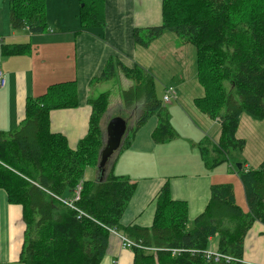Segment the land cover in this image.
I'll list each match as a JSON object with an SVG mask.
<instances>
[{"label": "trees", "instance_id": "16d2710c", "mask_svg": "<svg viewBox=\"0 0 264 264\" xmlns=\"http://www.w3.org/2000/svg\"><path fill=\"white\" fill-rule=\"evenodd\" d=\"M105 0H80L79 18L83 29L104 25ZM48 0H9L10 23L31 33L49 30ZM163 0L162 25L137 28L136 42L144 47L166 31L179 34L197 52V80L203 95L196 107L221 125V138L213 146L212 158L202 145V156L213 168L230 161L242 181L249 208L236 202L231 183L213 184L204 210L189 227L187 202L175 200L169 182L157 194L156 213L150 228L122 227L120 221L136 190L129 177L114 174L112 160L99 180H88V167L98 168L103 144L102 118L110 92L90 98L92 107L88 133L75 148L50 127L56 109L79 106L75 81L49 86L45 94L29 97L26 116L19 127L0 134V186L8 200L23 207L26 224L21 262L23 264H100L105 258L113 232L144 247L134 246V264H242L245 239L256 220L264 224V160L257 170L237 166L246 140L237 137L243 114L264 120V0ZM23 46L4 45L5 54L21 53ZM98 79L115 76L110 60ZM133 85L122 92L128 108L141 105L133 134L154 115L158 125L156 143L179 134L170 120L167 105L158 97L155 78L140 66H122ZM129 132V133H130ZM126 135L121 150L129 145ZM242 163V162H241ZM100 176V175H99ZM81 186L79 200H73ZM73 200L71 207L67 205ZM122 235V234H121ZM217 237L218 250L241 261H208L204 252ZM122 240V239H121ZM173 249H183L173 252Z\"/></svg>", "mask_w": 264, "mask_h": 264}, {"label": "crops", "instance_id": "0c3cea01", "mask_svg": "<svg viewBox=\"0 0 264 264\" xmlns=\"http://www.w3.org/2000/svg\"><path fill=\"white\" fill-rule=\"evenodd\" d=\"M162 1L105 0L104 25L83 29L79 18L80 0H48L49 30L31 33L27 28L11 26L9 0H0V68L6 72V84L0 86V134L19 127L25 119L29 97L45 94L53 84L75 81L79 106L56 109L50 114L51 130L65 135L70 147L75 148L91 124L92 107L88 100L94 98L96 87L110 80L98 79L110 60L116 68L114 77L119 75L124 84L120 89L121 97L122 92L133 85L122 66H140L153 75L160 98L166 86L177 88L180 95L177 103L181 106L173 102L167 104V110L172 125L180 127L185 122L188 127L183 132L178 130L175 139L159 144L153 139L159 120L157 115L151 116L135 133H129L132 134L129 145L112 158L114 174L129 177L136 183L134 195L120 221L122 227L150 228L153 225L157 194L166 182L172 187L171 195L175 200L187 202L191 225L211 200L213 184L231 183L234 187L236 181V202L245 212L249 211L234 165L226 161L210 168L202 156L203 145L206 152L212 150L208 155L216 158L213 146L221 138V125L194 103L195 98L203 95L197 80L196 48L172 31H166L146 47L135 40L137 28L162 25ZM4 45L23 46V51L5 54ZM182 101L191 108H186ZM187 112L200 120L208 131L192 123ZM104 126L103 117L101 128ZM263 129L264 120L242 115L237 137L246 140V147L237 155L245 170L259 169L264 160ZM252 137L256 140L253 145ZM91 167L92 176L87 178L85 173V178L96 181L99 169L90 166L86 172ZM25 230L23 207L11 203L7 191L0 186V264H23L20 259ZM118 234L124 235L121 231ZM217 239L210 240L207 250L219 251ZM244 239L242 264H264V224L256 220ZM134 257L133 250L123 246L121 238L113 233L100 264H134Z\"/></svg>", "mask_w": 264, "mask_h": 264}, {"label": "rangeland", "instance_id": "374dc122", "mask_svg": "<svg viewBox=\"0 0 264 264\" xmlns=\"http://www.w3.org/2000/svg\"><path fill=\"white\" fill-rule=\"evenodd\" d=\"M6 1H8V0H6ZM253 1L254 0H246L247 4L249 6L248 13L250 11V6L253 3ZM53 11H55V10L53 9ZM96 81L97 80H95L94 85L97 83ZM123 87H124V84H123L122 81H120L119 75H117V78L114 77V78L110 79L108 81V83H106V82L101 83L100 87H96L95 94H93L94 98H97L99 96V94H101V93H104V92L112 93V95H110V98H109V105H108V107L106 109V112H105V114L103 116L105 118V126L102 129L104 137H102L103 144H102V146L100 148V151H99L98 160L100 159V153H101L102 149L106 145L107 125H108L109 121L113 117L122 116V117H124L127 120L128 130H129L128 133L130 132L131 129H133L135 127V124H136V121H137V118H138V115H139V110L141 108V105L140 104L134 105L132 108L126 107V105H125V103L123 101V98L120 95V89H122ZM158 97H161V92L158 93ZM182 103L185 105V103L183 101H182ZM174 104H176L177 106H181V103L175 102ZM185 106H186V108H191L189 105H185ZM186 108H185V111H187ZM132 115H135V117L132 116ZM188 115H189L190 120H191L192 123L198 125L204 132L208 131L207 128H205L206 126H204V124L202 122H200V120H197L193 114H189L188 113ZM250 117L253 118L254 120H258L257 118L252 117L251 115H250ZM173 126H175L174 128L177 131L179 130L181 132H183V129H186L188 127L185 122H182L180 127L178 126V124H175V123H174ZM255 141H256L255 138L252 137L251 138L252 145L255 143ZM237 154L238 155L242 154V152L241 153H237V152L234 153V155H237ZM247 154H249V151L247 152ZM92 170H93V168L91 167V168H89V171L86 172L87 178L92 176ZM229 181H232V180L229 179ZM234 187H235V192H237L238 188H237L236 181L234 182ZM190 225H191V223L189 224V227L192 226V225L191 226Z\"/></svg>", "mask_w": 264, "mask_h": 264}, {"label": "built area", "instance_id": "2783aa9c", "mask_svg": "<svg viewBox=\"0 0 264 264\" xmlns=\"http://www.w3.org/2000/svg\"><path fill=\"white\" fill-rule=\"evenodd\" d=\"M6 72H4L1 68H0V86H4L6 84V75H5ZM163 102L164 104H172L173 102H178L179 99H180V95L178 93V90L176 87L174 86H166L165 87V90H164V94H163ZM80 193H81V186H79L75 192V195L73 197V200H79L80 199ZM73 200L68 202L67 205L71 206V207H75L73 205ZM111 231L114 233V234H117L121 239H122V243H123V246L127 247V248H131V247H134V246H138V247H144V246H141L140 244L136 243L135 241H133L132 239L128 238L127 236L125 235H121V234H118V232L114 229H111ZM146 250H151V251H157L159 248H154V247H144ZM183 249H173V252H182ZM205 254V257L207 258L208 261H211V260H215V261H221V260H226V261H241V259L237 258V257H234L231 255H228V254H224L220 251H216V252H212V251H209V250H206L204 252Z\"/></svg>", "mask_w": 264, "mask_h": 264}, {"label": "water", "instance_id": "95a60500", "mask_svg": "<svg viewBox=\"0 0 264 264\" xmlns=\"http://www.w3.org/2000/svg\"><path fill=\"white\" fill-rule=\"evenodd\" d=\"M127 120L122 116L113 117L107 125V140L106 145L100 153L98 169L100 172L99 180L102 177L108 163L112 160L117 152L122 148L126 135L128 134ZM239 168H242L241 162L237 163Z\"/></svg>", "mask_w": 264, "mask_h": 264}]
</instances>
